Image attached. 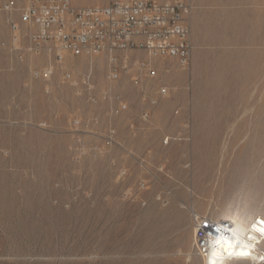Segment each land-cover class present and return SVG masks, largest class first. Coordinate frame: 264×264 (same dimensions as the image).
<instances>
[{
    "label": "rangeland",
    "instance_id": "374dc122",
    "mask_svg": "<svg viewBox=\"0 0 264 264\" xmlns=\"http://www.w3.org/2000/svg\"><path fill=\"white\" fill-rule=\"evenodd\" d=\"M11 1L0 10V264H203L192 212L264 216V0H196L186 66L36 47L19 18L27 0L0 6Z\"/></svg>",
    "mask_w": 264,
    "mask_h": 264
},
{
    "label": "built area",
    "instance_id": "2783aa9c",
    "mask_svg": "<svg viewBox=\"0 0 264 264\" xmlns=\"http://www.w3.org/2000/svg\"><path fill=\"white\" fill-rule=\"evenodd\" d=\"M15 6L11 1L0 6V10L11 12ZM18 11L20 22L36 30L30 36L36 47L54 42L74 56L135 50L151 58H176L186 66L192 52L190 31L184 24L190 14L187 0H108L105 6L79 9L71 8L69 0H27L26 7ZM12 28L18 29L16 25ZM50 74L45 71L43 77L49 78ZM154 74L150 72L151 76ZM191 217L192 249L197 257L206 256L212 240L232 236L228 221L195 212ZM257 223L264 229L259 219ZM258 236L264 243V230ZM263 262L261 256L257 264Z\"/></svg>",
    "mask_w": 264,
    "mask_h": 264
},
{
    "label": "bare ground",
    "instance_id": "6f19581e",
    "mask_svg": "<svg viewBox=\"0 0 264 264\" xmlns=\"http://www.w3.org/2000/svg\"><path fill=\"white\" fill-rule=\"evenodd\" d=\"M218 217L216 220L231 223L232 236L226 240H212L206 256L202 257L203 264H233L234 261H251L257 264L261 256L264 260V250L258 236L259 233L263 234V230L260 223H257V219L264 221V216L227 213L222 215V219Z\"/></svg>",
    "mask_w": 264,
    "mask_h": 264
},
{
    "label": "crops",
    "instance_id": "0c3cea01",
    "mask_svg": "<svg viewBox=\"0 0 264 264\" xmlns=\"http://www.w3.org/2000/svg\"><path fill=\"white\" fill-rule=\"evenodd\" d=\"M71 1L77 2V0H71ZM83 1L80 0L78 6L76 8H78V7H87L88 5L86 3H83ZM195 2H196V0H187V3L190 5V14H189L188 17L185 18L184 24L186 26H188V28L190 30V34H191V21H192L193 13H194V11L198 10V8H199L198 7V3H195ZM107 3H108L107 0H105L103 2L102 6H105ZM189 38H190V36H189ZM201 260H202V258H201Z\"/></svg>",
    "mask_w": 264,
    "mask_h": 264
},
{
    "label": "snow or ice",
    "instance_id": "6c2138e0",
    "mask_svg": "<svg viewBox=\"0 0 264 264\" xmlns=\"http://www.w3.org/2000/svg\"><path fill=\"white\" fill-rule=\"evenodd\" d=\"M262 224H264V221H261ZM261 230H264V229H261Z\"/></svg>",
    "mask_w": 264,
    "mask_h": 264
}]
</instances>
